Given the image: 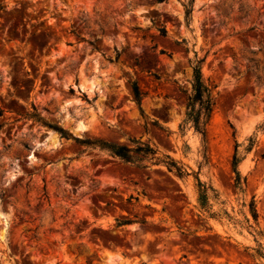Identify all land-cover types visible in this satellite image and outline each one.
<instances>
[{
    "label": "rangeland",
    "instance_id": "374dc122",
    "mask_svg": "<svg viewBox=\"0 0 264 264\" xmlns=\"http://www.w3.org/2000/svg\"><path fill=\"white\" fill-rule=\"evenodd\" d=\"M189 1L0 0V264H264V0L186 15ZM195 53L214 102L203 136L182 125ZM33 107L75 137L139 138L188 174L79 146Z\"/></svg>",
    "mask_w": 264,
    "mask_h": 264
},
{
    "label": "trees",
    "instance_id": "16d2710c",
    "mask_svg": "<svg viewBox=\"0 0 264 264\" xmlns=\"http://www.w3.org/2000/svg\"><path fill=\"white\" fill-rule=\"evenodd\" d=\"M156 1L161 2L165 0ZM191 2L192 0L189 1L188 8L186 9V15L190 13ZM202 62L203 58H199L196 53L194 54L193 59L190 61L191 90L185 98V112L184 118L182 120V125L189 124V126L192 127L194 131L199 133L201 136L204 135L205 125L210 118L212 107L214 105L213 97L211 96L212 86L209 85L202 77ZM130 86L134 101L137 105H139L141 99V92L139 90V87L135 81H131ZM33 110L34 112L28 113L25 116L32 118L33 121H36L46 128L57 132L61 138L73 140L79 146L106 151L109 155L118 157L122 161L129 162L138 167H144L145 165L143 162L145 160L156 159L157 162L164 163L168 170H173L179 177H183L184 175L188 174L168 155H165L162 158L157 157L156 150L151 147L148 142L141 141L139 138L131 137L128 138V142L126 144H121L97 137H75L59 125L45 121L42 117L39 116L38 113L35 112L34 107ZM254 144L255 140L249 138L247 144L243 147V151H249ZM239 147H241V144L237 143V141L234 139L233 153L231 156L230 164L231 170L233 172L234 187L242 190L245 179L240 175V172L237 168L238 164L243 159V153L242 150L239 149ZM194 180L197 193L196 199L198 208L202 211H206L210 216H215L214 213H211L209 211L210 205L208 203L210 197H215V195L211 196L209 194V192H213V189L202 183L198 179L196 173H194ZM251 215L253 219H255L256 214L254 209H251ZM125 223L127 222L118 221V225Z\"/></svg>",
    "mask_w": 264,
    "mask_h": 264
}]
</instances>
